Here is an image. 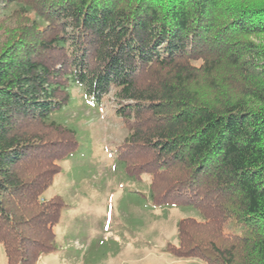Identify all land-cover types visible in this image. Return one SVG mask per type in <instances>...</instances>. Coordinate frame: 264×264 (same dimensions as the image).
I'll return each mask as SVG.
<instances>
[{"label": "trees", "instance_id": "1", "mask_svg": "<svg viewBox=\"0 0 264 264\" xmlns=\"http://www.w3.org/2000/svg\"><path fill=\"white\" fill-rule=\"evenodd\" d=\"M264 0H0V245L57 250L66 204L44 199L76 132L50 120L84 89L114 94L118 159L156 207H192L166 253L264 264Z\"/></svg>", "mask_w": 264, "mask_h": 264}, {"label": "rangeland", "instance_id": "2", "mask_svg": "<svg viewBox=\"0 0 264 264\" xmlns=\"http://www.w3.org/2000/svg\"><path fill=\"white\" fill-rule=\"evenodd\" d=\"M70 93L68 105L50 120L76 132L78 149L43 195L60 197L66 208L55 228L57 250L37 264H206L165 252L178 243V222L201 215L192 207L153 206L151 175L133 179L124 170L118 147L129 131L116 114L114 94L97 105L79 86ZM0 264H7L1 245Z\"/></svg>", "mask_w": 264, "mask_h": 264}]
</instances>
